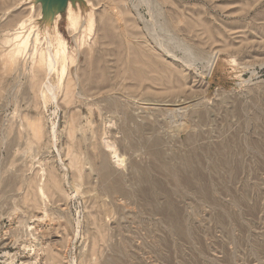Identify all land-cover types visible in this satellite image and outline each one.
<instances>
[{
  "label": "rangeland",
  "instance_id": "rangeland-1",
  "mask_svg": "<svg viewBox=\"0 0 264 264\" xmlns=\"http://www.w3.org/2000/svg\"><path fill=\"white\" fill-rule=\"evenodd\" d=\"M69 3L80 7L83 24L84 13L93 16L84 34L69 28ZM69 3L58 11L57 29L76 62H67L64 83L76 79L78 87L66 103L58 90L61 71L51 76L57 99L40 108L39 140L20 127L24 116L38 112L33 94L29 103L13 100L33 55L14 73L0 64V264H264V0ZM0 13H8L0 15V42L14 32L3 26L23 13V35L42 32L29 49L47 47L44 28L54 23L43 0H0ZM109 22L119 41L137 33L129 41L141 59L161 58L179 75L166 78L165 86L116 76L121 65L107 55L103 39ZM6 49L0 44V53ZM100 58L107 78L86 85ZM110 142L125 160L119 167ZM75 155L81 174L71 166ZM105 160L130 192L120 203L98 180ZM167 204L177 208L189 238L172 230Z\"/></svg>",
  "mask_w": 264,
  "mask_h": 264
},
{
  "label": "bare ground",
  "instance_id": "bare-ground-1",
  "mask_svg": "<svg viewBox=\"0 0 264 264\" xmlns=\"http://www.w3.org/2000/svg\"><path fill=\"white\" fill-rule=\"evenodd\" d=\"M80 11H81L80 7L76 8V7L72 6L71 3H69L67 16H68L69 28L71 29V31L73 30L72 33L78 30L79 32L81 31L82 34H84L85 31L88 29V27H85V26L87 24L89 26V25H91V23H93V16H91L92 14L91 13H84L85 14L84 21L87 23L83 24V17H82L83 13L81 14ZM6 14H8V13H0L1 16H5ZM115 16H114V18H115ZM14 18H15V21H13ZM14 18L11 21L14 23L13 25L11 24L12 25L11 27H10L9 23H7L3 26V29H6V31L8 29H12L14 32H13L12 36L9 34H6L4 39H2V41L0 42V44L2 45L3 48L7 47L6 50H4L2 53H0V56H1L0 64H1L3 72L8 73V74L14 73V72H17V70L21 69L20 67L23 65V58L27 53H31L33 55V57H32L33 61H32V66L30 68V71L29 72L25 71V75H24L27 78L26 84L18 91V92H20L19 95H15V96L13 95V100H14V103L16 105L20 101L19 98H23L24 101H27L29 103L30 98L32 96V95L30 96V93L33 94L34 107L36 109H38V112H37V114H30V115L24 116L26 125L24 123H22V124H20V127H23V130H26V128H29L33 137L36 138L37 140H39L42 136V133H43V125H42V121H41L42 115L39 112L40 108L42 109V107H44V106L46 107L50 98L53 102H55L57 99V92H56V89L54 88L55 85L53 86L51 84V81H50L51 76L54 73L61 71L62 84L60 87H58V90H61L63 92L64 100L66 103H70L76 95L75 94V90H76V86H77V83L75 82L76 79L74 78L75 79V81H74L72 78H69V79H67V82L65 81V83H64V80H66V78L68 77L67 70L69 68H67V62L70 61L71 63H73V62H75V58L70 54L69 48H68V43L63 38L60 31L57 29L58 28V22L61 20V16L59 14H57L53 18V20L51 19L52 23H54L53 25L50 22L48 24H46V27L44 28V31H45L44 35L46 37L47 47L44 49H41V51L39 53H36V51L33 50V48L31 51L29 49V46H30V43L32 41L33 42L38 41V38L42 34V32L38 31L35 34L33 33L32 36L30 34L29 35H26V34L23 35V33H24L23 31H24V29H26V26H27V20L23 19V13L17 14ZM118 18L119 19L121 18L120 15L118 16ZM122 19H123V17H122ZM110 22H112V21H110ZM110 22L107 25H105V27L103 28V39L105 40L106 47H109L108 48L109 51H107V55L115 56L121 65V68H119L116 72V76L120 75V74H124L127 76L129 74L132 79H135L139 82H143V81L147 80V81H151L155 84L165 86L163 84V82L167 81L166 78L172 77L174 75H179L180 71H179L177 66L171 65V64L170 65L164 64L163 59H161V58H159V59L157 58V60H158L157 62H154L150 58H147V57H146V60L141 59V57L133 51V45H131L132 43H131V41H129L131 38H136L137 33H133L130 31V33H127V34L124 33L121 35V38H123V39L126 38V41H127V45H126V43H125L126 41L125 42H124V40L119 41L118 37L115 35L113 29L111 28ZM135 26H136V24H135ZM79 28H81L83 30H79ZM83 37H85V36H82V38ZM94 39H95V37H94ZM138 40H140V38ZM81 43H83V42H81ZM45 45H46V43H45ZM126 46L128 48V52H129L127 54H125V52H124V49H126ZM161 46H162V44H161ZM164 49H165V47H164ZM156 50H154V51H156ZM87 51H89V50H87ZM90 51L93 52V49H91ZM159 53L162 55L161 52H159ZM36 54H37V57H36ZM87 55L89 57V54H87ZM77 58H78V55H77ZM77 58H76V60H77ZM103 59L104 58H100V59H97L94 61V63H93L94 73L92 75L90 74L89 76L84 77V83L86 85L96 84V83H99L101 80H103V79L105 80V78H107V75L109 73V68L107 66V62H105V60L103 61ZM75 65H76V62H75ZM0 71H1V69H0ZM130 77H129V79H130ZM177 87H180V84H178ZM177 87H175V86H170L168 88L166 87V90L176 89ZM14 88H15V86H14ZM101 88H102V86H101ZM79 95H80V92H79ZM81 96H82L81 98L84 97L83 94ZM106 98H108V97H106ZM84 99H86V97H84ZM166 104L167 103H165V105ZM168 106H169V104H168ZM13 126H15V125H13ZM54 129H55V127H54ZM69 134H70V137L72 139L75 138L76 133H75V126L74 125L71 126ZM16 145H17V140L15 137H13L11 140L10 147L12 148V147H15ZM107 147L112 150L113 157H114V159H116L118 167L120 165H122L125 160L122 159L121 155H118V150L116 149V144L114 142H112V143L110 142V143H107ZM157 155L160 158H162V154L160 152H158ZM189 161H191L190 158L185 161V165L187 167L189 165ZM216 162L222 166H226L228 168L231 167L230 161L226 160V158L218 157ZM71 166L81 174L82 166H81L79 157H77V155L72 157ZM42 170H43V172H42L43 177H46L45 175L47 173V170H44V169H42ZM96 173L98 175V180H100V182L103 184L102 187H103V190L105 191V194L108 195L109 198H111V200L113 202L119 201V199L122 197H130V192H129L127 186L124 184L122 174L119 173L118 171H116V169H114L106 160L102 163L100 169L98 171H96ZM232 175H233V173L230 172L231 178H232ZM189 177H190V175H189ZM189 177H186V178H189ZM49 178L50 179L48 182L50 185H52L51 188L56 187L57 180L54 178V176L51 174ZM191 178H192V176H191ZM43 182H44V180H43ZM39 191L43 197H46V189L44 186H40ZM119 203H120V201H119ZM166 209H167V213H166L167 219H168L170 226L172 227V230L175 231L176 233H178L179 235L183 236L184 238H189L190 235H189L188 231L186 229H184L182 224H181V221H180L181 217L179 218V216H178L177 208L173 207V205H171V204H167ZM46 217H48V216L46 215Z\"/></svg>",
  "mask_w": 264,
  "mask_h": 264
},
{
  "label": "water",
  "instance_id": "water-1",
  "mask_svg": "<svg viewBox=\"0 0 264 264\" xmlns=\"http://www.w3.org/2000/svg\"><path fill=\"white\" fill-rule=\"evenodd\" d=\"M70 0H43L44 6H45V11L46 13H49L47 16H49V19L51 17H55L57 14H59V10L63 9ZM55 11L58 13L53 14ZM53 14V15H52Z\"/></svg>",
  "mask_w": 264,
  "mask_h": 264
}]
</instances>
